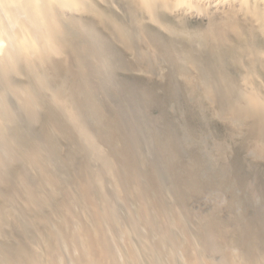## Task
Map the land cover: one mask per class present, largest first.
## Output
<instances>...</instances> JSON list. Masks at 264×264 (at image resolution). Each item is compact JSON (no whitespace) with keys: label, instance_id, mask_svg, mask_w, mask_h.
<instances>
[{"label":"rangeland","instance_id":"obj_1","mask_svg":"<svg viewBox=\"0 0 264 264\" xmlns=\"http://www.w3.org/2000/svg\"><path fill=\"white\" fill-rule=\"evenodd\" d=\"M109 3L120 7L130 22L132 45L124 44L109 26L99 25V38L109 42L111 51L101 44L96 50H84L79 83L86 99L81 120L100 152L109 158L112 171L103 170L100 155L76 128L71 127L73 135L69 137L55 135L71 170H65L58 160L52 167L72 189L73 204L67 212L46 206V221L35 220L42 228L61 231L57 241L50 239L52 259L57 249L68 261L83 257L87 251L81 236L85 235L94 246L93 255L105 250L106 258L115 255L120 264H191L190 259L196 264H212L215 252L231 264L232 253L241 264H264V154L257 150L249 120L222 113L198 79L203 65L213 66L218 61L213 55L217 48L203 36L210 18L214 15L217 19L218 14L221 20L223 11L220 15L216 10L211 16L208 7L196 9V13L195 9L192 13L167 9L160 20L166 26L162 28L160 22L136 14L131 5L120 0L103 1L98 7L105 10ZM84 17L92 21L91 15ZM139 18L144 19L146 28L138 25ZM75 34L83 38L79 32ZM157 35L165 38L167 48L171 44V52L159 45ZM103 51L114 52L112 60L100 59ZM188 55L200 58L203 65L194 64ZM210 55L214 64L206 61ZM215 66L217 71L220 64ZM40 71L53 86L63 78L52 62ZM19 74L23 81L29 80L25 71ZM256 80L264 83L260 76ZM33 126V137L47 149V141L39 139L41 122ZM110 134L114 136L111 139L107 137ZM85 165L89 167L85 169ZM30 168L29 179L38 184L39 171ZM95 171L102 176V188L98 183L91 185L92 194L97 192L91 201L87 199L90 195L81 196L83 188L74 178L86 173L93 177ZM102 192L110 204L97 216L96 207L104 210L107 203ZM64 195L60 193L59 201ZM18 199L24 206V197ZM71 208L76 214H70L72 218L68 214ZM143 213L155 222L156 229ZM157 237L166 242L157 254L161 263L149 258L154 255L151 246L157 251ZM34 245L45 257L46 244ZM105 263L111 264L109 260Z\"/></svg>","mask_w":264,"mask_h":264},{"label":"bare ground","instance_id":"obj_2","mask_svg":"<svg viewBox=\"0 0 264 264\" xmlns=\"http://www.w3.org/2000/svg\"><path fill=\"white\" fill-rule=\"evenodd\" d=\"M103 1L111 2V0H0V264H78L77 260L85 264H106V260L111 264H120L113 254V258H106L105 250L101 251L99 256L93 255L96 254L92 251L94 246H91L89 240V243L86 241L85 235L81 236V244L87 251L83 257L77 260L69 258L68 261L59 255L57 249L52 259L50 239L54 238L57 241L59 236H62L61 231L42 228L35 222L36 219L46 221L48 218L46 206L59 207L58 209L62 207L63 211L67 212L73 204L72 189L67 186L68 182L66 183L64 177L52 167L58 160L65 164V170H71L69 160L61 155V145L58 142L60 139L56 140V134L69 137L73 135L71 127L76 128L81 132L80 134L77 132L79 136L83 139L86 136L85 142L100 155L103 170L111 169L109 158L100 152L95 137L88 133L89 130L81 120V110L86 99L80 90L79 80L82 77L80 63L84 59L83 52L86 49L96 50L100 44L107 49L111 48L106 39L99 38L101 34L98 26L101 24L117 31L128 47H131L133 39L131 24L120 7H114L109 3L108 6L105 5V10L100 9L98 6ZM120 1L124 5H131L136 14L149 16L150 20L157 22H160L163 18L162 13L167 9L190 13L195 9L196 13V9L208 7L212 11H209L211 16L214 11L220 10L219 14H223L221 20L218 14L216 17L219 19H215L213 15L203 36L217 48H214L213 55L218 61L216 62L212 55L209 56L212 60L207 58L206 61L219 63L220 67L216 71V64L204 66L200 58L194 55H188V58L194 64L202 63L199 83L208 97L218 102L220 111L237 120H249L257 150L264 154V83L256 80L257 76L264 80V0ZM84 15H91L92 21L85 19ZM137 22L141 28H146L144 19L139 18ZM160 23L164 28V22ZM78 32L83 38L75 34ZM155 37L159 45L167 48L162 35ZM170 45L167 49L171 52L173 48ZM110 51L100 52L98 56L104 61H110L112 53L114 54ZM50 62L63 76L54 86L40 71ZM20 70L27 73L28 81L20 79ZM68 81L73 87L68 86ZM91 106L94 111L96 109L98 111L95 104L92 103ZM37 122L42 124L41 135L38 138L47 141L45 143L48 144L47 149L41 145L42 141L33 137L32 127ZM107 137L111 139L114 136L110 134ZM30 166L39 171L38 184L33 185L32 178L29 179L27 170ZM87 167L85 165V169ZM92 173L93 177L86 173L74 178L78 187L83 188L81 196L90 195L87 199L90 198L91 201L97 193L92 194L91 185L98 183L102 188L101 174L98 171ZM3 187L6 189L2 190ZM62 192L65 195L59 201ZM19 196L24 197V206L21 205ZM101 196L103 202L107 203L104 210L96 207L97 216L101 211L105 212L110 202L109 197L103 192ZM72 213L73 208L68 212L69 216L70 214L72 216ZM75 216L76 214L72 217ZM97 216L95 218L100 220ZM143 216L145 220L151 222L152 219L149 220L146 213H143ZM154 223L152 226L156 229ZM17 233H20L18 237ZM5 235L8 236L5 238ZM154 240L157 241V251L153 249L155 246H151L154 255H150L149 258L151 262L161 263L157 254L164 249L166 242L163 237ZM37 242L46 244L45 257L41 256V251L35 247L34 244ZM106 249L109 254V249L107 247ZM213 255L215 261L212 264L230 263V260L227 262L226 258L217 252ZM252 255H256V251ZM230 257L232 264H241L235 254L232 253ZM132 258L136 260V255ZM190 262L197 263L191 259Z\"/></svg>","mask_w":264,"mask_h":264}]
</instances>
